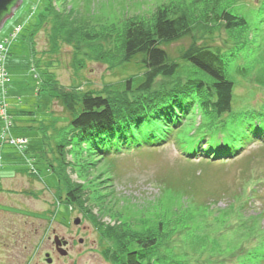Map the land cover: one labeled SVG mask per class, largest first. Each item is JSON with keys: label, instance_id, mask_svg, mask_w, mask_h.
Segmentation results:
<instances>
[{"label": "rangeland", "instance_id": "1", "mask_svg": "<svg viewBox=\"0 0 264 264\" xmlns=\"http://www.w3.org/2000/svg\"><path fill=\"white\" fill-rule=\"evenodd\" d=\"M158 6L185 14L192 26L191 38L166 46L170 57L179 59L191 41L219 48L234 82L235 111L264 109V0H21L0 27V44L9 48L5 102L12 122L6 131L0 106V264H50L47 252L52 264H122L107 255L117 249L100 228L107 225L156 237L153 258L160 264H237L254 235L264 233V142L221 163L182 156L173 140L106 156L74 147L62 162L57 157V144L71 139L69 114L49 89L122 98L120 82L143 73L124 65L126 28L129 21L152 24ZM222 12L245 18L247 26L228 30L214 19ZM191 71L183 63L151 92L170 91ZM140 95L129 91L127 98ZM186 104L179 137L212 116ZM12 137L29 143L20 149ZM67 174L80 183L84 202L67 200ZM55 233L73 241L65 256Z\"/></svg>", "mask_w": 264, "mask_h": 264}, {"label": "trees", "instance_id": "2", "mask_svg": "<svg viewBox=\"0 0 264 264\" xmlns=\"http://www.w3.org/2000/svg\"><path fill=\"white\" fill-rule=\"evenodd\" d=\"M18 2L16 0L12 4L2 19ZM163 7L155 9L152 24L141 20L129 21L124 34L122 59L125 67L134 63L143 73L141 76L129 75L120 82L122 98L111 99L109 95L93 90L79 94L73 91L75 89L58 93L55 88L49 89L56 93L53 96L69 114L71 139L67 144L58 143L56 146L61 162V157L74 147L83 153L106 156L135 152L139 147H158L173 140L179 144L182 156L221 163L238 158L252 142H264V109L235 111L234 82L228 76L227 63L219 48L191 41L187 48L180 51L179 59L170 57L166 46L191 38L192 26L185 14L170 13ZM214 19L223 20L228 30L247 26L245 18L229 12L217 14ZM183 63L192 68L186 80L177 82V86L170 91L151 92L160 77L178 75ZM129 91L141 95L129 102ZM188 101L191 106L212 116L208 119L210 123L184 130L179 137L177 130L188 123L189 114L182 110L188 107ZM173 113H177L178 117ZM116 143L118 147L114 148ZM64 178L72 182L68 174ZM79 185L76 181L71 183L67 200L75 202L82 194H79ZM252 193L246 205L254 199ZM79 199L85 200L81 196ZM100 228L104 229L105 237L109 236L116 242L117 249L107 254L109 258L119 259L122 264H160L159 258H153V249L159 244L155 242L156 237L141 231H125L119 226ZM242 253L244 255L237 264H261L264 261V233L255 234Z\"/></svg>", "mask_w": 264, "mask_h": 264}, {"label": "built area", "instance_id": "3", "mask_svg": "<svg viewBox=\"0 0 264 264\" xmlns=\"http://www.w3.org/2000/svg\"><path fill=\"white\" fill-rule=\"evenodd\" d=\"M22 30V26H18L14 33L11 34L12 38H15L17 36V34H19ZM9 41V39H8ZM9 54V48L7 46L6 43H1L0 44V90L2 89L4 91L3 93V97L4 99H2L0 101V106H1V114L4 116L5 121H6V127L5 130L6 131H10L11 130V120H9L8 114V106L6 105L5 99H6V88H7V84L9 81V75L8 72L6 70L5 67V61L7 58V55ZM11 144L17 146L20 149H23L27 146V144L29 143V140L25 137H12L11 139H9Z\"/></svg>", "mask_w": 264, "mask_h": 264}, {"label": "water", "instance_id": "4", "mask_svg": "<svg viewBox=\"0 0 264 264\" xmlns=\"http://www.w3.org/2000/svg\"><path fill=\"white\" fill-rule=\"evenodd\" d=\"M16 0H0V27L2 26L4 20L11 15L12 11L16 8V6H18L21 2V0H19V2L17 3L16 6L13 7V9L11 10V13L4 17L3 15L5 13H8L10 11V7L12 6V4L15 2ZM74 223L76 225H79L81 223V219L80 218H76L74 220ZM80 242H83V239L80 240ZM54 243H55V247L56 249L58 250V252L61 254V255H67L69 253L66 245L69 243L68 239H65L63 237H60L58 234L55 235V238H54ZM46 261L48 263H52L53 262V258L51 257L50 253H46Z\"/></svg>", "mask_w": 264, "mask_h": 264}, {"label": "flooded vegetation", "instance_id": "5", "mask_svg": "<svg viewBox=\"0 0 264 264\" xmlns=\"http://www.w3.org/2000/svg\"><path fill=\"white\" fill-rule=\"evenodd\" d=\"M56 235V233L54 234V236ZM60 236V235H59ZM60 237H63L64 238V236H60ZM68 241H69V243L66 245V247H67V249H68V247L70 246V244H71V242H73L71 239H68ZM48 253V252H47ZM51 253H52V250H51ZM50 264H52V263H50Z\"/></svg>", "mask_w": 264, "mask_h": 264}]
</instances>
